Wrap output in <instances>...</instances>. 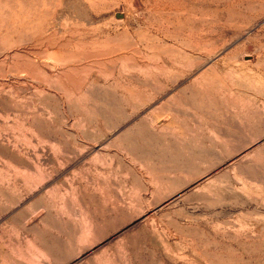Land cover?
Instances as JSON below:
<instances>
[{
    "label": "rangeland",
    "instance_id": "374dc122",
    "mask_svg": "<svg viewBox=\"0 0 264 264\" xmlns=\"http://www.w3.org/2000/svg\"><path fill=\"white\" fill-rule=\"evenodd\" d=\"M0 264H264V0H0Z\"/></svg>",
    "mask_w": 264,
    "mask_h": 264
}]
</instances>
